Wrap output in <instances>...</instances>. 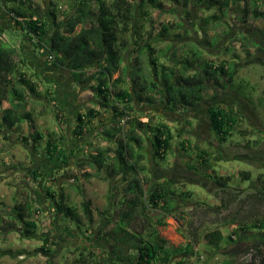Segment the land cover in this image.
<instances>
[{
	"label": "trees",
	"instance_id": "16d2710c",
	"mask_svg": "<svg viewBox=\"0 0 264 264\" xmlns=\"http://www.w3.org/2000/svg\"><path fill=\"white\" fill-rule=\"evenodd\" d=\"M166 1L180 4L187 19H191L189 6L192 0ZM42 2L43 0H0V5L5 7L8 3L13 4L12 7H6L8 14L12 16L19 32L32 43L33 51L45 52L46 64L50 63L55 70L68 72L73 84L94 82L91 90L97 106L108 110L111 115L112 125L104 128L102 135L114 147L99 151L90 161L85 158L77 163L75 154L78 151L70 148L71 144L66 143L63 136L55 138L48 135L42 148L49 158L57 155L62 158L66 153L76 165L85 164L95 169L98 177L102 171L108 172V177L116 182L111 189L115 192L119 190L118 208L109 217L102 214L101 225L94 230L95 238L108 243L107 252L102 255L83 247L88 251L86 255L79 253L83 264H195L200 258L196 250L199 240L204 243L203 248L211 250L209 258L219 251L225 255L223 264H264V212H261L264 205V184L263 188H258L250 181L249 189L238 190L230 186V177L206 174V178L217 187L218 193L225 196L221 197L224 212H219L224 214L219 227L202 231L200 239V225H195L190 235H183L186 242L179 247L168 245L161 237L159 228L166 226V217L173 216L184 205H195L191 203L194 193L183 190L182 183L177 185L164 178L162 181L151 179L143 165L147 157L142 151L141 143L143 139L148 142L151 159L156 166L166 160L171 150L173 130L162 114L137 112L134 108V104L138 103L141 108H150L151 111L158 109L179 114L205 101L207 91H212V96L206 99L209 101L215 95L214 89L232 91L241 67L238 55L233 54L230 60H215L192 42H184L177 47L169 41L171 25H162L158 33L154 32L155 29L141 33L138 27L140 20L149 19V10L164 8L161 0H111V3L106 0H79L73 11L62 19H59L53 2L49 3L46 11ZM195 2L200 10L209 13L195 25L201 31L204 26L220 25L222 18L229 15L232 7H240L241 15L237 19L241 23H246L248 17L264 18V11L261 10L264 0ZM149 22L152 23L151 19ZM78 27L79 30L76 31ZM175 27L183 28L181 23ZM4 30L0 26V38ZM183 32L188 33L184 28ZM229 32V29L225 31L224 36ZM181 36L174 35L176 38ZM232 40L240 44L246 55L250 46H256L244 34H239L230 41ZM162 41L166 43L165 49L158 48ZM17 49L9 47L0 39V126L10 132L24 122L34 128L31 112L27 109L29 95L26 97L25 92L30 95L35 93L32 77L36 75L32 73L27 76L21 70L20 65L27 60ZM232 50L230 46L225 47L226 52L232 53ZM141 57L143 63L140 61ZM90 69L94 73L86 75ZM114 74L117 77L112 79ZM239 91V88L236 89L234 94L239 96ZM4 103L8 107L4 108ZM208 113L212 134L220 146L234 133L244 136L245 130L237 129L244 118L239 108L234 105L220 108L217 105L210 107ZM59 114L60 112H55L54 117L61 119V123L64 119ZM96 114L98 111L95 109H88L86 113L77 115L74 134L83 136L87 120L90 122ZM141 117L146 118V121L141 122ZM185 124L191 125L188 120ZM185 134L182 129L175 134L182 138L180 146L183 151L185 144H188L187 139L183 138ZM42 140L43 136L36 131L28 134V140L24 139L25 143L30 142L32 148L36 144L40 145ZM57 140H64L65 145L59 148L55 143ZM253 143L257 144V141ZM196 158L205 169L210 168L211 159L215 163L227 161L222 152L212 155L208 150H198ZM30 175L34 181L43 176L38 170L30 171ZM240 176L243 181L250 180L249 172L242 171ZM86 177H90L89 174ZM112 190L107 199L114 203L115 194ZM45 199L49 202L51 216L66 220L81 229L83 225L71 206L66 205V195L61 186L55 185L54 189L45 191ZM88 205L89 203H83V208L87 223L91 224ZM246 205L247 208L244 209ZM149 211L153 216L148 215ZM39 212L31 197L24 202L15 203L6 210L4 217L0 214V231H17L22 238L33 239L37 235L34 215ZM187 223L191 224L190 221ZM40 240L43 242L38 251L51 254L54 250L47 247L48 237ZM243 244L247 245L241 251ZM244 254L250 259L241 263L238 260Z\"/></svg>",
	"mask_w": 264,
	"mask_h": 264
},
{
	"label": "rangeland",
	"instance_id": "374dc122",
	"mask_svg": "<svg viewBox=\"0 0 264 264\" xmlns=\"http://www.w3.org/2000/svg\"><path fill=\"white\" fill-rule=\"evenodd\" d=\"M106 1L111 3V0ZM161 1L164 8L149 10L147 15L152 23L147 18L141 19L138 24L139 31L147 33L149 29H155L154 32L158 33L162 25H171L169 41L177 47L184 42H192L205 50L207 55L215 60H230L233 54L238 55L241 59V67L237 73L235 84H233L234 89L224 93L221 95L223 97L216 98V100H224L232 106L236 105L241 112L240 114L247 117L246 121L241 119L237 128L238 130H245L244 136L234 133L225 144L220 146L208 130L206 108L210 105L211 100L209 103H200L197 107L179 114H171L158 109L151 111L150 108H141L138 103L134 104L137 112L162 114V117L173 130L174 138L171 142V150L166 160L158 163L159 166L157 164L155 166L153 159H151L148 142L143 139L141 143L142 151L147 157L143 165L147 168L151 179L162 181L161 179L164 178L177 185L182 183L183 190L194 193L191 203H195V205L191 207L184 205L178 208L173 216L166 217L164 221L166 226L159 228L161 237L168 242V245L179 247L186 242L183 235H190L195 225H200L198 236L201 239V232L219 227L220 219L223 217L224 213L219 211L224 212L221 197L225 196L218 193L217 187L206 178V174L230 177V186L233 189H249L250 181L256 187L263 188L264 18L252 19L248 17L246 23H241L237 19L241 15L240 7H232L229 15L222 18L220 25L204 26V30L201 31L197 30L195 25L209 13L200 10L195 0H192L189 6L191 19L190 17L187 19L180 4L166 0ZM50 2L56 5L59 19H62L66 14L73 11L79 0H43L45 11ZM12 5L9 3L5 7L0 5L1 21L4 19L5 23H9L8 26L3 25L5 31L0 39L9 47H17L26 58L27 62L20 65L21 70L27 73V76L32 73L36 75V77H32L36 89H34L35 93L30 95L29 92H25L26 97L29 95L27 109L31 112L34 128H30L25 122L17 126L12 132L3 130L0 126V214L4 217L7 209H10L15 203L28 200L30 197L40 212L34 215L37 223V235L33 239H24L17 231L8 233L0 231V264H83L79 253L83 252L86 255L88 252L83 247L93 252L98 251L102 255L107 252L108 243L95 238L94 230L101 225L102 214L109 217L118 208L119 196L117 191L119 190L117 189L115 192L111 189L116 182H113L110 176L108 177V172L102 171L98 177L95 175V169L85 164L76 165V162L81 163L85 158L90 161L91 157L99 151L106 148L113 149L114 146L109 144L105 140V136L102 135L103 129L112 125L111 115L108 110L100 109L97 106L91 90L94 82L73 84L68 72L56 71L50 63L45 65L46 54L44 51L37 50V54L34 52L37 60L33 59V55L30 53V43L24 41V36L19 32L12 16L8 14L9 11L6 10V7L9 8ZM261 10L264 11V6L261 7ZM178 23H181L183 28L187 30V34L183 32V28L175 27ZM228 29L229 34L224 36ZM78 30L79 27L76 31ZM239 34L250 37L256 43L257 48L250 46L246 55L240 44L235 40L230 41ZM174 35L182 36L176 38ZM227 46L233 48L232 53L225 51ZM165 47L164 41L158 46L159 49H165ZM129 56L130 53H128L127 58ZM132 57L134 58V55ZM36 61L44 63L42 65L43 71ZM140 61L144 62L142 57ZM92 73L94 71L90 69L86 75ZM50 77H57L61 87L55 86L53 84L55 81ZM112 77V79L116 78L117 74ZM238 88L240 90L239 96L234 94ZM47 93H51V95ZM58 94L68 98L67 104L62 105L60 102H56ZM209 96H212V91H207L204 99L206 100ZM52 99H54L53 105ZM3 107H8V104L4 103ZM88 109H95L98 114L94 115L90 122L86 119V130L83 132V136L78 137L74 134L75 118L79 114L86 113ZM55 112H60L59 117H63L64 120L61 123H59L61 119H55ZM186 120L191 123V127L185 124ZM140 121L145 122L146 118L141 117ZM180 129H189L190 131L183 136L188 142L185 144V151L180 146L182 138L175 135ZM33 131L39 132L43 136L40 145L36 144L35 148L31 147L29 141L26 143L24 141V139L28 140V134ZM48 135H53L55 138L63 136L65 142L71 144L70 148L78 151L75 154L76 162L66 153L62 158L58 155L53 158L47 157L42 148ZM64 140L62 142L57 140L55 143L58 144L59 148H62L65 145ZM256 141L257 144H254L253 142ZM198 150H208L212 155H215L216 152H222L227 161L215 163L211 159L210 168L205 169L200 166L196 158ZM108 153L110 154V152ZM159 167L165 170H160ZM32 170L40 171L43 176L38 178V181H34L30 175ZM242 171L250 173V180L243 181L240 176ZM87 174L90 177L87 178ZM55 185L63 188L66 195V205L71 206L80 220L83 225L81 229L66 220H60L61 218H54L50 215L45 191L54 189ZM110 190L115 194L114 203L107 199ZM83 203H89L91 224H88L85 218ZM247 205L244 209L247 208ZM261 212H264V205L261 207ZM148 213V215L153 216L150 211ZM187 221H190L191 224H188ZM44 237L49 239L47 247L54 250L48 255L38 251L43 242L40 238ZM199 242L196 250L200 258L196 260L195 264H223L224 259H226L225 255L219 251L218 254L209 258L211 250L203 248L204 243L200 240ZM246 245H241L240 250L243 251ZM244 255L239 257L238 261L241 263L250 259L249 256ZM95 258L99 260L98 257Z\"/></svg>",
	"mask_w": 264,
	"mask_h": 264
},
{
	"label": "flooded vegetation",
	"instance_id": "af4514ba",
	"mask_svg": "<svg viewBox=\"0 0 264 264\" xmlns=\"http://www.w3.org/2000/svg\"><path fill=\"white\" fill-rule=\"evenodd\" d=\"M214 93H215V95L213 96V98L211 99V103H210V105L206 108L207 110H206V117H207V122H208V124H209V128H208V130H209V132L211 133V135H212V131H211V128H210V121H209V113H208V109L210 108V107H214V106H217V105H219L220 106V108H225V107H229V106H231L230 105V103L229 102H226V101H218V99L216 100V98H221V97H223V96H221V95H223L224 93H226V92H223V91H219V90H215L214 89ZM210 101L209 100H205V101H203L202 102V104L204 103H209ZM234 107H236V105L234 106ZM237 108V107H236ZM168 113V112H167ZM172 114V113H171ZM243 119H245V121H246V119H247V117H245V115L243 114ZM190 127H191V125H190ZM190 127H188V128H190ZM185 130V132L186 133H189L190 131H189V129H184ZM188 172V171H187Z\"/></svg>",
	"mask_w": 264,
	"mask_h": 264
},
{
	"label": "crops",
	"instance_id": "0c3cea01",
	"mask_svg": "<svg viewBox=\"0 0 264 264\" xmlns=\"http://www.w3.org/2000/svg\"><path fill=\"white\" fill-rule=\"evenodd\" d=\"M13 20V19H12ZM14 22V21H13ZM5 24V25H4ZM7 23H5V20L3 19V21H1V18H0V26L4 29V27H3V25L4 26H8L9 25V23L6 25ZM5 31V30H4ZM24 41H28L30 44V46H31V52L30 53H32L31 55H33L32 57H33V59L34 60H37L36 59V57L34 56V54L36 53H34V51H33V49H32V43L25 37L24 38ZM19 50V49H18ZM37 54V53H36ZM35 62V61H34ZM36 62H38V61H36ZM41 64V65H40ZM44 63H39L38 62V66H40L41 67V70L43 69L42 68V65H43ZM45 65H46V62H45ZM50 66V65H49ZM46 68V67H45ZM44 70V69H43ZM42 70V71H43ZM56 71H60V70H56ZM58 73V72H57ZM44 75V74H43ZM52 75H54V74H52ZM45 76H49V75H45ZM45 76H43L44 77V79H46L45 78ZM50 78H52V77H50ZM55 82L53 83V82H50V83H53L55 86H58V88H60L61 87V85H60V82L58 81V79H57V77H54V78H52ZM57 88V87H56ZM56 90V89H55ZM59 92H60V90H59ZM58 92V93H59ZM67 100H68V98H66V97H64L63 95H60V94H58V99H56V102H60V104H62V105H65V104H67ZM161 235V234H160Z\"/></svg>",
	"mask_w": 264,
	"mask_h": 264
}]
</instances>
